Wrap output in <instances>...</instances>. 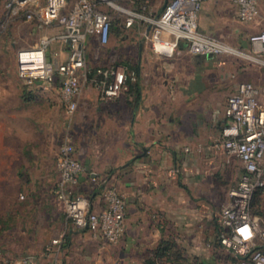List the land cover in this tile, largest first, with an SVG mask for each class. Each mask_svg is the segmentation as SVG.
<instances>
[{
	"label": "rangeland",
	"instance_id": "obj_1",
	"mask_svg": "<svg viewBox=\"0 0 264 264\" xmlns=\"http://www.w3.org/2000/svg\"><path fill=\"white\" fill-rule=\"evenodd\" d=\"M79 1L67 0L63 12L71 11ZM113 2L137 16L129 28H124L122 21L127 14L122 15L107 2L99 3L102 10L112 15L113 22L107 43L88 44L89 73L94 76L100 69L116 63L138 68L140 98L143 99L152 92L153 64L175 61V64L186 63L192 67L191 76L199 82L200 89L188 101L191 102L189 105L184 100L178 101L175 84H169L166 90L171 99L167 107L173 114L191 113L188 119L194 118L195 126L200 123L207 128V133L202 132L203 127L196 128L197 135L191 140L196 141L194 151L189 147L185 149L192 154L190 174L199 177L204 198L212 200L215 207L221 209L228 201L229 190L238 184L244 170L238 158L208 147L220 135L224 108L235 86L242 82L264 85V67L250 49V37L258 31L243 29L247 24L251 26L252 21L216 24L205 33L227 43L233 49L231 54L203 58L191 53L182 55L178 52L182 47L179 43L171 56L163 57L158 49V40L163 35L154 24L159 16H153V0ZM160 2L164 6L168 0ZM31 11L32 7L19 9L15 0H0V263L5 258L33 257L37 264H55L53 255L49 258V252L56 250L62 264H149L153 255L148 253L142 258L136 250L129 255L122 241L110 242L91 229L75 227L65 203L58 199L57 160L66 140L71 141L74 157L81 165L85 159L94 158L93 171L102 179L121 170L139 154L133 150L137 137L132 133L126 136L122 128L110 126L100 104L95 109L81 104L74 114H69L56 91H42L37 83L26 82L20 77L18 53L21 50L34 47L43 39H53L47 47V56L56 55V45L61 43L55 39L61 33V27L57 23L41 25L36 13L28 20L26 16ZM153 53L160 55V60L154 59ZM164 86L161 85L162 90H165ZM94 88L101 99L100 89L96 85ZM127 93L131 92H124L115 101L116 107ZM127 103L130 108L134 107L136 95ZM107 160L119 166L111 167L113 169L103 174ZM151 175L153 173L148 176ZM119 178L118 175L116 179ZM106 179L102 180L105 184L101 188L100 205L107 208V195L115 191L127 202V219L126 194L116 179ZM100 187L85 182L74 190L94 203L96 199L98 201ZM150 188L147 187L146 192ZM253 210L262 216L264 195L254 199ZM55 240L61 241V247L50 249ZM172 251L175 254L162 264H176L179 259L181 264H201L203 257L208 259L214 255L211 248L200 253L183 248ZM215 256L223 264H250L240 259L236 261L223 251H217Z\"/></svg>",
	"mask_w": 264,
	"mask_h": 264
},
{
	"label": "built area",
	"instance_id": "obj_2",
	"mask_svg": "<svg viewBox=\"0 0 264 264\" xmlns=\"http://www.w3.org/2000/svg\"><path fill=\"white\" fill-rule=\"evenodd\" d=\"M114 0H80L71 11L63 12L67 0H15L19 9L32 7L28 20L35 13L41 25L57 23L63 31L55 37L69 45V54L62 62L47 59V47L51 40L43 39L34 47L18 53L19 74L29 83L49 87L60 84V97L69 114L78 107V98L86 82L92 81L101 92L105 102L113 101L128 90V81H136L138 75L127 65L113 64L100 69L96 75L89 73L87 47L89 38L98 37L104 44L109 41L113 17L100 8L107 2L122 15L127 14L126 25L133 24L136 13L127 12ZM119 1V0H116ZM207 0H168L162 14L154 20L163 38L159 45L169 47L185 42L191 54L201 57H216L231 54L233 49L222 41L199 29V16ZM238 6V17L250 22L260 14L258 0H234ZM153 22V20H152ZM149 36V33H145ZM252 52L264 57V31L250 37ZM172 51H160L171 56ZM254 83L236 85L229 96L224 114L226 122L220 135L208 149L223 151L240 160L243 174L238 184L229 190L227 203L219 210L217 218L223 232L221 245L231 251L243 263L264 264V218L252 214V201L257 192L264 194V102ZM188 151V149H186ZM73 145L66 140L57 160L60 182L58 199L67 207L69 217L78 229H91L110 242H118L126 232L127 202L115 191H110L108 207L100 212L92 209L91 201L76 194L75 188L86 169L74 157ZM60 240L51 243L59 245ZM0 264H37L33 257L5 258Z\"/></svg>",
	"mask_w": 264,
	"mask_h": 264
},
{
	"label": "crops",
	"instance_id": "obj_3",
	"mask_svg": "<svg viewBox=\"0 0 264 264\" xmlns=\"http://www.w3.org/2000/svg\"><path fill=\"white\" fill-rule=\"evenodd\" d=\"M160 1L153 0L154 17L161 15L166 6H162ZM258 1L260 14L252 21L251 26L245 24L246 26L243 28L245 30L254 28L252 31H264V0ZM125 21L126 19L122 21V26L129 28L130 26H127ZM234 21L245 23L238 17V6L234 0H207L204 2L199 16V25L203 33L205 30L214 29L216 24H231ZM205 34L212 36L209 32ZM89 43L102 45L96 36L90 37ZM180 44L182 47L178 52L188 55L190 52L186 43L181 42ZM250 49L252 50L251 43ZM56 51V55L51 53L47 59L53 62H62L68 57L69 45L58 43ZM153 57L160 60V55L156 53H153ZM257 60L264 67V57ZM116 64L127 65L135 70L126 63ZM191 68L189 64H175V61L153 64L155 82L153 81L152 92L147 98H139L138 104L131 108L127 101L133 100V93H127L124 101H120V105L116 107L115 101L128 90L124 91L117 99L105 102L100 99L92 81L84 84L78 98V105H88L95 109L100 104L103 107V115L109 121L110 126L117 129L122 128L123 134L126 136L132 133L137 137L133 150L139 151V154L132 162L122 166L121 170L106 178L113 180L119 175L120 178L116 180L128 198L127 231L126 235L119 240L122 241L123 248L129 255H132V252L136 250L142 258L149 253L153 255V262L155 261L157 264L168 260L167 256L157 257V254L162 253L163 247L189 249L198 253L205 251L206 248L213 249L214 255L208 259L203 257L201 264H223L215 256L217 251H223L230 254L234 260H239L220 243L219 238L223 232V227L217 218L220 209L215 207L212 200L204 198L200 189L199 177H192L190 174L193 169L192 154L186 152L185 148L189 147L194 151L196 146L194 142L196 141L191 140L197 135L196 128L203 127V125L199 123L195 126L194 118L188 119L191 117V113L173 114L171 108L167 107V102L171 99L166 90L169 84L172 86L175 84L178 101L184 100L189 105L191 102L188 101L192 100L195 96L194 93L200 89L199 82L196 83L191 76L193 72ZM136 70L139 76L140 71L138 68ZM37 85L40 84L37 83ZM161 85L166 86L165 90H162ZM256 86L262 90L260 100L264 102V85ZM39 89L42 91L54 90L61 100L59 82L49 87L40 85ZM225 122L224 114L223 125ZM219 129L221 130V127ZM206 130L207 128L203 127L202 132L207 133ZM92 159L87 158L83 161L86 172L80 177L79 184L90 182L93 185L101 186L98 188L100 191L97 196L98 201L96 199L94 203L91 202L92 209L100 212L105 207L101 206L99 202L102 198L101 188L105 184L102 180L106 178L99 179V176L93 171V166L96 164ZM114 166L118 167L119 164H113L107 160L103 167L105 169L102 171L103 174L109 172ZM149 173H153V175L148 176ZM147 187H151L148 192H146ZM60 247L61 243L54 246L50 244V249L55 250ZM58 252L56 250L55 253L49 252L51 254L48 256L51 258L53 255L55 264H62L58 259ZM137 262L139 263L138 259Z\"/></svg>",
	"mask_w": 264,
	"mask_h": 264
},
{
	"label": "trees",
	"instance_id": "obj_4",
	"mask_svg": "<svg viewBox=\"0 0 264 264\" xmlns=\"http://www.w3.org/2000/svg\"><path fill=\"white\" fill-rule=\"evenodd\" d=\"M135 69V71H136V73H137V75H138V71L136 70V68H134ZM139 83H140V81H139V79L137 78V80L136 81H131V80H129L128 81V91H130L131 93H133V94H135L136 95V104H138V102H139V98H140V87H139ZM260 195H264L262 192H257L255 195H254V197H253V201H252V214L253 215H255V216H259V217H264V210H263V212H262V216H260L259 214L257 215L255 212H254V199H256V197H258V196H260ZM172 249L173 248H169V247H163L162 248V253H160V254H157V257H163V256H167L168 257V259L170 260V258H169V256L171 255V256H173L175 253H173V251H172ZM170 253V254H169ZM162 255V256H161ZM176 261H178V258L176 259ZM180 261H181V259H179V261L178 262H176V264H181L180 263ZM148 263L149 264H157L155 261L153 262V258L152 259H150L149 261H148ZM182 264H184V262L182 263Z\"/></svg>",
	"mask_w": 264,
	"mask_h": 264
},
{
	"label": "bare ground",
	"instance_id": "obj_5",
	"mask_svg": "<svg viewBox=\"0 0 264 264\" xmlns=\"http://www.w3.org/2000/svg\"><path fill=\"white\" fill-rule=\"evenodd\" d=\"M173 48H174V46H172V45H170L169 47H163V46H161V45H159L158 44V49L160 50V51H172L173 50Z\"/></svg>",
	"mask_w": 264,
	"mask_h": 264
},
{
	"label": "water",
	"instance_id": "obj_6",
	"mask_svg": "<svg viewBox=\"0 0 264 264\" xmlns=\"http://www.w3.org/2000/svg\"><path fill=\"white\" fill-rule=\"evenodd\" d=\"M166 7V6H165ZM165 9V8H164ZM199 57V56H198ZM200 58V57H199Z\"/></svg>",
	"mask_w": 264,
	"mask_h": 264
}]
</instances>
